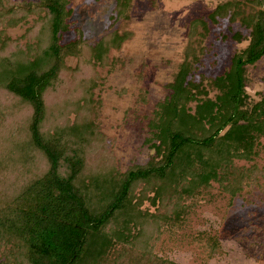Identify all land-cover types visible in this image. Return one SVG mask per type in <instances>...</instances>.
Segmentation results:
<instances>
[{
	"label": "trees",
	"instance_id": "1",
	"mask_svg": "<svg viewBox=\"0 0 264 264\" xmlns=\"http://www.w3.org/2000/svg\"><path fill=\"white\" fill-rule=\"evenodd\" d=\"M132 2L115 0L113 23L128 18ZM260 7L264 0H225L191 22L190 53L145 116L149 159L123 171L101 129L97 93L101 70L115 66L111 53L131 33L111 30L90 42L70 21V0H0V264H179L157 246L188 226L215 184L231 207L263 188L255 161L264 151V97L250 103L245 85L264 58ZM30 17L33 25L12 39L7 30ZM223 20L231 29L239 22L247 35L232 39L249 44L228 70L209 76L205 56L215 46L206 40ZM193 239L205 243L208 259L221 250L220 233Z\"/></svg>",
	"mask_w": 264,
	"mask_h": 264
},
{
	"label": "rangeland",
	"instance_id": "2",
	"mask_svg": "<svg viewBox=\"0 0 264 264\" xmlns=\"http://www.w3.org/2000/svg\"><path fill=\"white\" fill-rule=\"evenodd\" d=\"M70 1L73 9L70 21L75 22V27L80 28L90 42L111 30L131 33L121 49L111 53L115 66L101 70L104 84L97 94L103 103L101 129L110 140L119 167L126 171L133 164H144L152 152L145 143V116L167 95L166 85L173 81L190 53L195 40L190 36V24L196 18L206 17L225 0H158L155 3L133 0L128 18L115 23L111 19L115 0ZM34 19L30 17L18 27L9 28L8 35L19 39L33 25ZM240 30L247 35L239 22L231 29L227 20L211 28L206 44L211 42L215 47L205 56L207 75L228 70L235 53L248 46V40L232 39L233 33ZM221 32L231 38L226 41L215 38ZM75 35L71 32L67 38L73 39ZM194 46L197 48L199 44ZM214 60L217 64L213 67L210 62ZM67 61L71 66L76 64L75 58ZM245 85L250 103L264 97V58L249 67ZM216 93L211 91L210 96ZM255 163L264 168V151ZM252 164L236 161L240 167ZM262 184L261 189L256 187L252 192L237 196L232 207L228 205L229 195L215 184L209 195L200 201L188 226L175 235L167 233L162 237L156 250L159 256L179 264H264V180ZM202 232L220 233L221 250L212 259H208L205 243L193 239Z\"/></svg>",
	"mask_w": 264,
	"mask_h": 264
}]
</instances>
